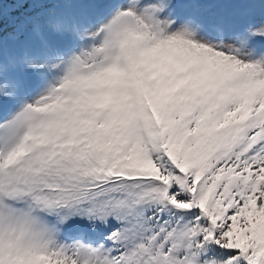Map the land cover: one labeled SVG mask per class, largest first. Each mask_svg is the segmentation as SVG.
<instances>
[{
    "label": "snow or ice",
    "instance_id": "snow-or-ice-1",
    "mask_svg": "<svg viewBox=\"0 0 264 264\" xmlns=\"http://www.w3.org/2000/svg\"><path fill=\"white\" fill-rule=\"evenodd\" d=\"M0 264H264V0H0Z\"/></svg>",
    "mask_w": 264,
    "mask_h": 264
}]
</instances>
